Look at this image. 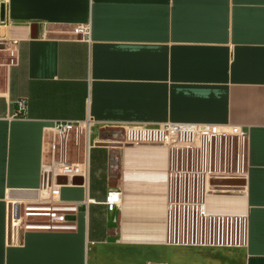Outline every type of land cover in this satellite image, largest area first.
Returning a JSON list of instances; mask_svg holds the SVG:
<instances>
[{
	"label": "crops",
	"instance_id": "obj_1",
	"mask_svg": "<svg viewBox=\"0 0 264 264\" xmlns=\"http://www.w3.org/2000/svg\"><path fill=\"white\" fill-rule=\"evenodd\" d=\"M2 6L0 46L14 51V62L0 67V264H264V0ZM82 24L90 25L89 42L71 33ZM21 99L26 108L17 117ZM86 120L87 178L55 179L60 201L80 204L66 216L75 230L16 236L14 206L45 200L53 122ZM165 122L246 132L243 191L208 199L214 211L246 215L245 248L164 244L167 150L125 145L121 133ZM71 153L72 162L81 160L82 146ZM110 190L120 199L112 212L103 204Z\"/></svg>",
	"mask_w": 264,
	"mask_h": 264
},
{
	"label": "built area",
	"instance_id": "obj_2",
	"mask_svg": "<svg viewBox=\"0 0 264 264\" xmlns=\"http://www.w3.org/2000/svg\"><path fill=\"white\" fill-rule=\"evenodd\" d=\"M71 33L90 41L89 24L77 25ZM1 55L7 62L1 61L0 67L13 65L11 48L0 46ZM17 106L16 116H23L26 101L19 100ZM90 128V120L77 124L53 122L52 138L47 141V161L42 165L45 200L14 206L10 223L16 236L25 231L75 230L66 216L76 214L80 204L61 202L60 184L55 183V179L87 178ZM121 135L122 142L128 146H161L167 150L165 245L201 249L246 247V215L217 212L208 204L210 196L243 191L247 176L246 132L231 125L165 122L156 126H126ZM80 145L81 160L72 162V148ZM75 154L79 157L77 150ZM228 182H241L242 185L230 187L226 185ZM103 204L112 212L120 204L119 192L108 191Z\"/></svg>",
	"mask_w": 264,
	"mask_h": 264
},
{
	"label": "water",
	"instance_id": "obj_3",
	"mask_svg": "<svg viewBox=\"0 0 264 264\" xmlns=\"http://www.w3.org/2000/svg\"><path fill=\"white\" fill-rule=\"evenodd\" d=\"M0 21L1 22L4 21V8H3V6L1 7V11H0ZM61 184H65V182H61Z\"/></svg>",
	"mask_w": 264,
	"mask_h": 264
},
{
	"label": "rangeland",
	"instance_id": "obj_4",
	"mask_svg": "<svg viewBox=\"0 0 264 264\" xmlns=\"http://www.w3.org/2000/svg\"><path fill=\"white\" fill-rule=\"evenodd\" d=\"M3 59H4V58H3L2 55H1V57H0V63H1V61H3Z\"/></svg>",
	"mask_w": 264,
	"mask_h": 264
}]
</instances>
